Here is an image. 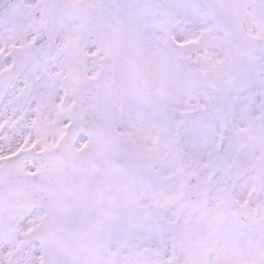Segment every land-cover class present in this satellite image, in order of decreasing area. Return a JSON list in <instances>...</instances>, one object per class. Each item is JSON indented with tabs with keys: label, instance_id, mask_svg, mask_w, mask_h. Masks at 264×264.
Instances as JSON below:
<instances>
[{
	"label": "rangeland",
	"instance_id": "rangeland-1",
	"mask_svg": "<svg viewBox=\"0 0 264 264\" xmlns=\"http://www.w3.org/2000/svg\"><path fill=\"white\" fill-rule=\"evenodd\" d=\"M50 2H19L0 17V165L19 151L54 149L66 132L70 110L85 107L83 86L97 75L104 60L112 58V101L120 141L139 163L152 164V176L158 177L143 175L136 184L140 204L153 202L155 211L160 202L151 199L162 188L173 194L178 181L182 184L190 174H198L199 165L217 169L215 144L222 122L227 126L225 170L239 176L228 193L231 202L218 205L222 194L210 198L208 192L194 216L185 205L176 214L157 217L181 219L173 222L181 239L184 231L192 230L191 219L200 218L198 226L209 225L205 232L216 264H254L251 251L256 250L264 256V202L257 207V223L248 227L253 250L234 206L243 201L234 199L235 192L244 196L256 190L259 182L257 195L260 192L264 201V120L257 109L261 89L252 81L241 85L237 69L230 73L240 68L241 58L250 55L242 38L258 28L255 17L264 29V0H55L45 8ZM40 26L50 37L35 48ZM168 40L185 59L181 74L164 46ZM249 59L254 58L249 56L245 63ZM192 102L210 111L199 113ZM162 144L161 153L168 155L159 159V166L146 157ZM85 146L86 139L81 137L76 148ZM200 182L203 191L204 178ZM222 186L220 176L213 190L221 191ZM206 197L212 200L209 204ZM146 209L139 208L136 219L154 218ZM10 217L13 221L0 229L1 259L35 219L17 211L6 220ZM108 250L93 248L81 264H116L126 256L124 251L114 261Z\"/></svg>",
	"mask_w": 264,
	"mask_h": 264
},
{
	"label": "water",
	"instance_id": "water-1",
	"mask_svg": "<svg viewBox=\"0 0 264 264\" xmlns=\"http://www.w3.org/2000/svg\"><path fill=\"white\" fill-rule=\"evenodd\" d=\"M14 1L0 0V13ZM45 42L40 29L34 45ZM256 47L264 53V41L258 40ZM113 73L114 61L109 59L97 78L84 86L87 108L72 111L70 128L56 150L21 153L0 168V217L17 204L46 213L33 235L47 253L46 264H78L82 248L104 224L118 226L134 215L133 180L142 167L117 142L111 109ZM82 133L88 147L78 152L75 145ZM30 161L37 171L33 176L25 174ZM189 185L185 194L192 201ZM15 264H20L18 259ZM257 264H264V259L259 257Z\"/></svg>",
	"mask_w": 264,
	"mask_h": 264
},
{
	"label": "flooded vegetation",
	"instance_id": "flooded-vegetation-1",
	"mask_svg": "<svg viewBox=\"0 0 264 264\" xmlns=\"http://www.w3.org/2000/svg\"><path fill=\"white\" fill-rule=\"evenodd\" d=\"M27 1L29 0H18L10 7V9L13 8V6H16L19 2L22 3ZM38 1H42L43 3L45 1H51L49 4H47L50 7L55 0H38ZM258 1H262V0H258ZM10 9L7 12H10ZM7 12H5L0 17L4 16ZM254 26L255 29L257 27L258 28L255 31H253L252 36H250L249 38H242L244 50L246 51V53L250 52V55L247 54L245 58L243 57L240 60L239 72H240V80L243 82V84H245L246 81L254 82V79H256V73L260 72L259 70L260 67H264V57L261 53H259L255 49V44H254V39L256 38L255 36H261V35L264 36V29L263 28L262 30L260 29V23L256 22V17H255ZM249 56H252V58L254 59L251 60L249 59L250 61L245 63L249 58ZM196 78L197 75H194V79ZM249 93H254V92H249ZM160 152L161 150L159 151V153ZM167 155H168L167 152L160 153V155H154L152 156L154 160H152L151 162L154 161L156 163L157 161V164L159 165L160 163L159 159H161L162 161L163 158L167 157ZM222 159L224 160L225 158L222 157ZM152 171H154V166L152 164L146 166V171L140 173L137 176L135 184H138V182L140 184L142 182L141 180L143 178L142 177L143 175L152 176L153 175ZM167 173H170V170H168ZM223 175L224 176H223L221 201L225 205L231 202V199L229 200L228 193H230V187L232 188V185L236 187L239 177L238 174L231 176L227 169L224 171ZM152 177L158 179L156 175ZM200 178H204L205 181L204 185H206L203 186V191L200 189L202 183L200 182ZM231 179L233 180L232 182ZM195 182H196L195 188L197 186L200 189V192H202L201 193L202 196L201 199L197 201V203L190 205L186 204V206L192 208L193 216L198 214V209L200 208L199 204L202 203V201L205 198V195H207L208 187L211 184V178L203 170L200 172L199 175L196 174ZM180 191L181 188L179 183L175 186L173 190L174 192L173 194L170 191L167 192L165 188H162L160 192L155 196V199L154 198L151 199V200H156V203L160 202V208L154 211L153 209L155 203L152 204L153 203L152 202L146 204L145 202H143V206L147 208L146 210H152L151 213L152 215H154V218L152 219L145 218L142 220L134 218L130 221L125 222L119 227L110 224L106 225L102 230L100 236L95 240L93 244H91L89 247L85 249V252L88 253L93 248L108 247L109 250L107 254H110L111 259L115 261V259H119L120 256L123 255V252L125 251L126 256L123 257L122 260L116 261V264H133L134 262L136 264H215L213 251L210 250L212 246V242L207 237V234L205 232V229H207L209 225L198 226L197 223H200L201 219L198 217L195 220L191 219L192 230L184 231L182 238L183 240L181 241V243H179V240H177L178 232L175 231L176 225L173 224V222H177L178 224L179 220L175 221L173 219L157 217L158 215L161 214L164 215L169 212H173V214L179 212V209L182 207L181 202H179L178 200ZM211 195L212 193L209 194V197ZM234 195H235L234 199L242 200L240 192L239 194L235 192ZM210 200H211L210 198H208L207 200V197L205 199V201H207V204L210 203ZM16 211L20 212L21 210L17 209L15 211L9 212L0 220V229L4 227V224L6 222L13 221L11 219L12 217H10V219L8 220H6V218L7 216H11L12 214H14V212L16 213ZM36 213L39 212L36 211L30 214L36 216V219H38V215ZM185 237L187 240H185ZM19 239L21 244L18 247H25L27 251V259L25 261V264H30L31 262L34 261H36L34 262V264H44L45 258L42 250L38 247V245L35 244L28 237V235L23 239L21 238ZM177 245H179V249L176 254V258H174V254H175L174 250ZM189 246L192 247L190 251H188ZM1 252L2 249H0V255H3V253ZM7 262L8 261L6 260L5 257L2 259L0 258V264H7Z\"/></svg>",
	"mask_w": 264,
	"mask_h": 264
}]
</instances>
